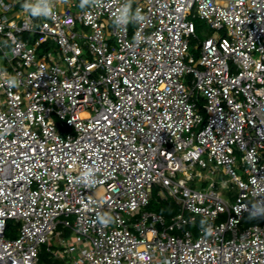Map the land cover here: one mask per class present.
<instances>
[{"label":"built area","instance_id":"built-area-1","mask_svg":"<svg viewBox=\"0 0 264 264\" xmlns=\"http://www.w3.org/2000/svg\"><path fill=\"white\" fill-rule=\"evenodd\" d=\"M25 2L0 0V264H264V0Z\"/></svg>","mask_w":264,"mask_h":264},{"label":"clouds","instance_id":"clouds-1","mask_svg":"<svg viewBox=\"0 0 264 264\" xmlns=\"http://www.w3.org/2000/svg\"><path fill=\"white\" fill-rule=\"evenodd\" d=\"M91 3V0H80V7L83 9L87 6H89ZM23 8L26 12H29L32 16H49L51 15V0H38V3L32 4L29 2V0H26V2L23 5ZM129 14H133L131 12V5L128 3V0H125V4L121 7L120 13L115 16V21L117 24L120 25H126L129 23ZM134 18L136 21H142L144 17L140 15V10L137 9ZM6 83L8 86L11 87H18L19 86V80L15 76H9L6 80ZM82 181L86 183L87 185H92L95 183L94 177L91 172H88L84 177H82ZM250 219H262L261 216L253 215L252 213H249ZM113 221V218L111 216H106L104 218H98V222L104 226L107 227L110 222ZM200 227L202 231L206 235H211L213 232L211 224H209L208 220L202 219L200 221Z\"/></svg>","mask_w":264,"mask_h":264},{"label":"rangeland","instance_id":"rangeland-1","mask_svg":"<svg viewBox=\"0 0 264 264\" xmlns=\"http://www.w3.org/2000/svg\"><path fill=\"white\" fill-rule=\"evenodd\" d=\"M191 18L193 19L195 26H196V34L198 36V41H203L207 37L217 34L215 29L211 27V25L209 24V22L206 19H203L200 17H191ZM196 44H197L196 41L193 40L191 49H192V52H194V53H197V51L195 49ZM210 164L215 165L216 162L215 161L209 162V165ZM198 170L200 172H202L204 175H209L211 177L214 176V177L218 178L219 180H221L222 178L225 177V175H222L219 172L216 174H212V173H210L209 169H202L201 167H198ZM189 185L195 187L194 183H189ZM221 190H222V188H221ZM222 191H223L226 198H229L231 201L235 200V194L233 191L228 190V189H223ZM149 209H153V208L149 207ZM154 210L155 209H153V211ZM141 211H142V209H141ZM19 226H20V223H18L16 220H9L8 221V228L6 230V237L7 238L17 237L18 231H19ZM191 228L195 229V226H192ZM58 229L61 231L62 237L65 239L66 242L72 241L74 236L72 233H70V230L68 227L64 226L63 224H59ZM50 245H51L52 250L54 252L59 250V246L57 243V237H55V239L51 241ZM45 248H46V246L43 245L41 247V250H40L41 262L52 263L53 261L50 259L52 257L50 255L51 253L47 252Z\"/></svg>","mask_w":264,"mask_h":264},{"label":"trees","instance_id":"trees-1","mask_svg":"<svg viewBox=\"0 0 264 264\" xmlns=\"http://www.w3.org/2000/svg\"><path fill=\"white\" fill-rule=\"evenodd\" d=\"M154 209L162 213L169 220L171 216L177 212L178 206L173 200H163L160 204L155 206ZM248 219L250 221H261V219H250L249 216Z\"/></svg>","mask_w":264,"mask_h":264}]
</instances>
